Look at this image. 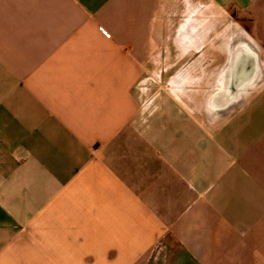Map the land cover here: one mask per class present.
<instances>
[{
    "label": "crops",
    "instance_id": "obj_1",
    "mask_svg": "<svg viewBox=\"0 0 264 264\" xmlns=\"http://www.w3.org/2000/svg\"><path fill=\"white\" fill-rule=\"evenodd\" d=\"M0 264H264V0H0Z\"/></svg>",
    "mask_w": 264,
    "mask_h": 264
},
{
    "label": "rangeland",
    "instance_id": "obj_2",
    "mask_svg": "<svg viewBox=\"0 0 264 264\" xmlns=\"http://www.w3.org/2000/svg\"><path fill=\"white\" fill-rule=\"evenodd\" d=\"M244 21H245V25H246V27H247V25L249 24V21H250V20H249V19H245Z\"/></svg>",
    "mask_w": 264,
    "mask_h": 264
}]
</instances>
